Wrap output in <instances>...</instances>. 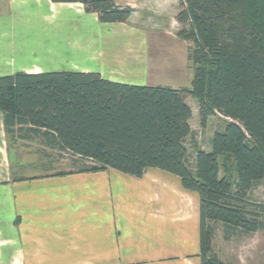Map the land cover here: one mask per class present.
<instances>
[{
    "label": "trees",
    "instance_id": "16d2710c",
    "mask_svg": "<svg viewBox=\"0 0 264 264\" xmlns=\"http://www.w3.org/2000/svg\"><path fill=\"white\" fill-rule=\"evenodd\" d=\"M80 4L101 24H124L133 9L114 0H50ZM177 38L193 45L187 55L188 88L116 83L97 73H15L0 77V113L8 144L36 143L37 166L55 176L115 170L141 178L157 169L179 179L199 201V262L225 264L211 255L220 228L224 239L264 230V201L249 200L264 180V0H178ZM199 124L220 114L229 120L215 132L210 150L188 162L191 109ZM46 159V163L44 162ZM229 159L234 180L219 177Z\"/></svg>",
    "mask_w": 264,
    "mask_h": 264
},
{
    "label": "crops",
    "instance_id": "0c3cea01",
    "mask_svg": "<svg viewBox=\"0 0 264 264\" xmlns=\"http://www.w3.org/2000/svg\"><path fill=\"white\" fill-rule=\"evenodd\" d=\"M114 1L133 9L124 24H101L80 4L8 0L0 11V77L82 72L188 88L191 70L171 57L161 64L156 53L166 43L187 51L176 36L178 0ZM48 172L13 178L0 113V264H200L198 197L177 177L157 169L141 178L112 169Z\"/></svg>",
    "mask_w": 264,
    "mask_h": 264
},
{
    "label": "rangeland",
    "instance_id": "374dc122",
    "mask_svg": "<svg viewBox=\"0 0 264 264\" xmlns=\"http://www.w3.org/2000/svg\"><path fill=\"white\" fill-rule=\"evenodd\" d=\"M7 1L8 0H0V11L4 10V8L6 7L5 2ZM33 1L41 3L44 0ZM184 42L185 47H187L185 48L187 50V54L186 52L185 54L188 55L189 49H192L193 45L190 42ZM166 46L167 50L163 51V53L156 52L157 55H161V64L165 63L164 61L168 60V58L171 57V61L173 60L174 62H176L177 65L181 66V68L183 64V67H185V69L191 70V65L188 62V59L185 61L182 60L183 53L180 48L173 51V49H171L170 47V43H166ZM152 52L155 53V51H150V53ZM185 54H183V56H186ZM148 75L150 74L148 73ZM156 77L160 78L161 81L159 82H165L164 80H166V78L174 79V77L169 75H157ZM184 99L192 112L191 119L189 121L191 135L185 140V146L188 150V162L191 163L192 157L194 156L196 149H201L205 151L210 150V141L213 134L215 132L222 131L224 129L225 123L229 120L225 119L220 114H216L215 116H212L207 120L204 127H201L197 114V103L194 99H192L186 94H184ZM9 152L10 163L13 169V178H22V176L24 175L26 177H29L46 174L45 172L41 171L37 165L35 168L31 167L28 164L20 166V164H22V158H24V160L27 162L33 160H35V162L37 161V153L39 152V147L36 143L9 144ZM43 160L46 163V159L43 158ZM49 160L53 162L54 165L52 166L53 172H48L47 174H56L69 170V164L67 163V161L61 160L57 162V157L55 156V154H51L50 158L47 159V161ZM218 175L219 177L226 176L231 179V181L234 180V169L229 159L226 160L221 158L219 160ZM249 200L256 203H261L264 201V180L255 185L254 188L251 190L249 194ZM210 252L211 255L216 256L220 261L225 264H264V230L256 232L251 236H242L239 238L227 240L224 239L220 228H218L214 238L212 239Z\"/></svg>",
    "mask_w": 264,
    "mask_h": 264
}]
</instances>
